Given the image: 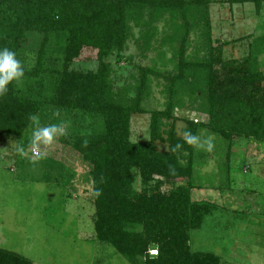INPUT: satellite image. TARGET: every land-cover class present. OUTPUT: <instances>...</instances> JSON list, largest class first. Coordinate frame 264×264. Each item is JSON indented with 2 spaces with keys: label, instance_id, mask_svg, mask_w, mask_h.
<instances>
[{
  "label": "trees",
  "instance_id": "trees-1",
  "mask_svg": "<svg viewBox=\"0 0 264 264\" xmlns=\"http://www.w3.org/2000/svg\"><path fill=\"white\" fill-rule=\"evenodd\" d=\"M228 2L252 3L259 12L264 0ZM209 6L210 0H0V48L16 52L25 68L22 82L0 96V144L9 137L30 147L33 114L41 126L67 125L56 140L89 168L96 239L130 264H222L217 254L191 247L192 233L218 205L192 197L203 189L197 167L210 154L186 144V130L222 139L228 159L235 139L264 143V72L253 61V44L247 56L226 59L211 36ZM134 29L169 68L141 67L134 82L120 84L110 59L126 51ZM33 34L40 41L31 54ZM192 35L198 42L191 54ZM86 48L97 50L95 70L74 67ZM154 79L163 87L162 109L145 107ZM134 115H149L150 141L132 140ZM177 143L182 148L173 151ZM42 157L20 156L18 176L63 185L72 178L64 164ZM0 264L33 262L0 247Z\"/></svg>",
  "mask_w": 264,
  "mask_h": 264
},
{
  "label": "rangeland",
  "instance_id": "rangeland-1",
  "mask_svg": "<svg viewBox=\"0 0 264 264\" xmlns=\"http://www.w3.org/2000/svg\"><path fill=\"white\" fill-rule=\"evenodd\" d=\"M209 12L212 39L224 47L225 58L247 56L252 43L253 61L264 72V3L257 12L252 3L210 0ZM163 31L164 24H160L159 34ZM134 34L126 51L110 59L120 84L134 82L131 76L137 77L141 67L169 68L158 60L159 52L147 51L136 40L138 29ZM31 36L28 53L37 49L40 41V36ZM196 42L197 35H192L189 53L194 52ZM97 66V50L92 48L84 49L74 65L82 70ZM162 89L155 80L146 108H163ZM149 123V115L132 117L133 141H150ZM47 124L50 122L42 126ZM63 126L67 132V125ZM177 128L181 131L184 124ZM211 139L214 146L212 151L205 150L210 154L207 163L197 167V183L203 189L195 190L192 197L217 204L218 210L201 230L192 233V250L213 252L222 258V264H264V143L235 139L228 159L223 140ZM17 143L8 137L0 144V247L29 258L33 264H130L110 245L96 239L92 183L80 155L61 139L43 146L41 155L64 164L72 178L64 185L37 182L18 176ZM25 151L21 158L34 157L31 146Z\"/></svg>",
  "mask_w": 264,
  "mask_h": 264
},
{
  "label": "clouds",
  "instance_id": "clouds-1",
  "mask_svg": "<svg viewBox=\"0 0 264 264\" xmlns=\"http://www.w3.org/2000/svg\"><path fill=\"white\" fill-rule=\"evenodd\" d=\"M24 75L25 68L21 60L17 58V53L7 47L0 48V96L8 92L9 85L13 82L16 84L21 83ZM30 120L33 125L30 145L35 157L33 162H36L43 158L40 149L43 146L51 145L57 137L66 135V129L62 122L41 126L39 117L35 114L30 117ZM183 135L186 144L212 151L214 145L211 137L202 140L199 136L193 134L191 130H186ZM180 148H182V145L177 143L173 151ZM15 151L21 157L26 155L25 146L22 142L16 144ZM96 195H100L99 190L96 192Z\"/></svg>",
  "mask_w": 264,
  "mask_h": 264
},
{
  "label": "built area",
  "instance_id": "built-area-1",
  "mask_svg": "<svg viewBox=\"0 0 264 264\" xmlns=\"http://www.w3.org/2000/svg\"><path fill=\"white\" fill-rule=\"evenodd\" d=\"M32 154H33V149H32ZM33 156H34V154H33Z\"/></svg>",
  "mask_w": 264,
  "mask_h": 264
}]
</instances>
